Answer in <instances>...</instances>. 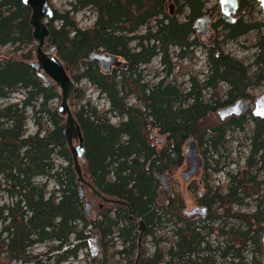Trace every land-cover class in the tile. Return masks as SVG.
<instances>
[{
    "label": "trees",
    "instance_id": "obj_1",
    "mask_svg": "<svg viewBox=\"0 0 264 264\" xmlns=\"http://www.w3.org/2000/svg\"><path fill=\"white\" fill-rule=\"evenodd\" d=\"M168 2L174 4L175 15L165 12ZM238 3L242 16L234 24L219 19L213 28L220 30V43L208 49L192 30L193 21L204 16V0H76L63 13L52 9L46 43L68 66L74 80L70 103L75 102L72 115L84 147L82 168L99 194L128 206L105 203L95 216L86 218L66 144L64 118L51 106L54 100L60 101V94L54 85L44 87L30 66L34 61L30 9L21 0H0V49L11 46L19 52L18 57L0 56V100L9 99L18 90L24 92L22 100L0 108V198L9 200L0 206V248L8 263L69 264L80 252L89 250V241L97 233L99 257L87 255L89 264H116L115 258L134 264L138 252L137 264H262L255 258L247 261L243 253L248 247L260 252L264 232V195H260L264 182L257 181L254 174L258 163H264V120L251 117L245 167L235 174L226 172L224 191L213 190L207 174L220 173L229 164L205 166L201 185L206 194L199 202L208 207L207 217L185 216L184 200L178 194L164 201L159 197L158 178L172 175L184 165L189 139H195L200 147L206 144L222 160L229 156L223 155L228 151V134L247 135V115L204 126L214 112L239 99H250L248 92L264 84V24L253 16L256 10L261 14L259 4L256 0ZM84 9L96 17L92 27L81 30L74 15ZM180 16L183 21L178 20ZM142 29L144 33L139 34ZM249 32L256 33L255 54L246 67L222 53L219 45L236 43ZM198 47L206 54L205 75L202 79L191 75L178 83L171 76L175 64L191 59ZM92 52L117 56L125 67L102 74L96 62L88 60ZM155 57L166 75L151 83L145 79L143 67ZM173 59L176 63L172 64ZM169 77L171 81L166 80ZM82 81L105 98L106 110H98L85 99L84 90L76 88ZM221 85H226L224 91ZM111 117L117 118V123H112ZM28 119L36 127L32 135L27 134ZM154 135L162 140H154ZM54 154L65 165H56ZM38 178L45 181L37 183ZM50 180L56 189L48 191ZM250 184L256 190L247 194L245 185ZM254 195L257 205L252 214L231 216L243 219L245 229H225L219 222L231 211L222 216L211 210L215 205L242 207L245 199ZM138 221L146 227L140 250ZM212 236L216 243L213 240L211 244ZM147 239L151 253L144 246ZM117 242L121 250H115ZM35 244L48 248L31 261L27 254Z\"/></svg>",
    "mask_w": 264,
    "mask_h": 264
},
{
    "label": "rangeland",
    "instance_id": "obj_2",
    "mask_svg": "<svg viewBox=\"0 0 264 264\" xmlns=\"http://www.w3.org/2000/svg\"><path fill=\"white\" fill-rule=\"evenodd\" d=\"M76 0H49V4L51 3V7L53 10H55L58 13H63L67 10H69V3H72ZM205 1V8H204V16H209L210 14H216L219 11V6H218V0H204ZM172 5V10L169 9V6ZM215 5L217 6L215 8ZM260 9V8H259ZM172 11V14L175 15V11L176 8L174 6V4L172 2H168L165 8V12L169 15L171 14L170 12ZM261 11V9H260ZM171 14V15H172ZM75 21L78 24V27L81 30L84 29H88L90 27H92L94 21H95V17L96 15L88 10V9H84L81 10L79 12H77L75 15ZM242 16V13L238 10V14L236 15V19H240V17ZM254 18L258 19V20H264V14L261 11V14H258L257 10L256 12L253 14ZM246 19V18H244ZM179 21H183L184 17L180 16L178 17ZM219 21V18H216L215 23ZM214 23V24H215ZM220 30H213V34L211 36V39L214 41V43L219 42L220 43V37H221V33L219 35H217V33H219ZM144 33V29L140 30L139 34H143ZM217 35V36H216ZM217 38H219V40H217ZM255 39H256V33L255 32H249L246 35L242 36L241 38L238 39V41L236 43H224V44H220V51L224 54L230 55L231 57L236 58L238 61H240L243 65H245L246 67H249L252 62H253V58H254V54H255V49H254V43H255ZM198 40V39H197ZM199 42V41H198ZM35 47L36 44L34 43V51H33V59L36 62V56H35ZM49 48V46H47V43L45 44V47L43 49V51H47ZM175 51L174 49H171V52ZM0 56L1 57H18L19 56V52H15L14 48L11 46H5L2 47L0 49ZM0 57V59H1ZM121 60V59H120ZM206 54L204 52V50L202 48H195L193 50L192 53V58L191 59H186L183 61V63H176L173 59V63L175 64V68L174 71L172 73L171 76H175L178 83H183L186 82L188 77H190L191 75H197L198 79H202L203 76L206 73V69H207V64H206ZM122 61V60H121ZM62 63V62H61ZM63 64V63H62ZM66 65V64H65ZM144 70V75H145V79L150 81L151 83H157L158 81H160L161 79H163L166 75L165 72V68L160 65V60L158 57L153 58V60L151 61L150 64L145 65L143 67ZM69 71V69H68ZM68 77H70V74L68 72ZM72 79V78H71ZM170 77L168 78V81H170ZM72 81H74L72 79ZM74 85V84H73ZM55 86V85H54ZM56 87V86H55ZM75 87V85H74ZM57 88V87H56ZM76 88L82 89L84 90V95H85V99L87 101H90L91 105L96 107L98 110H106L108 108V103L105 100V98H103V96L101 94H99V92L97 90H95L92 86H90L89 84H87L86 82L82 81L80 84H78L76 86ZM220 88V87H219ZM75 89V88H74ZM226 89V85H221V90L224 91ZM58 90V89H57ZM220 90V89H219ZM59 92V90H58ZM264 92V84L262 86H259L255 89H252L248 92L249 96L251 97V101L253 102V100L260 96L262 93ZM60 94V92H59ZM209 94V93H208ZM208 94H205V98H208ZM219 97H221V93H219ZM24 97V92L21 90H18L16 93L12 94L10 96L9 99L7 100H0V108L4 107L6 104L8 103H15L18 102L19 100H22ZM221 99H223L221 97ZM71 99L68 101L69 104V108L71 110V112H73L75 110L74 103H70ZM61 101H57L54 100L51 103V106L53 108H55L56 110H58V107L60 105ZM27 113L30 114V110L27 109ZM211 117V116H210ZM229 119V118H228ZM227 119V120H228ZM112 123H117V118L111 117L110 118ZM215 122H219L217 116H216V112H214L212 114V117L210 119V121H207L206 123H204V126L206 128L212 126ZM246 122L249 125V128H246V133L247 135L245 136L243 133H238V132H231L228 134L227 137V149L228 151L226 153H223L224 156H227L225 159L221 158H216L213 153L207 149L206 144H202L201 147L198 145V143L196 142L197 145V149H198V153L200 154V156L202 157V162H203V167L200 170V173L192 178L190 181H184L181 178V173L187 170V166L188 163L185 159V163L182 167H180L179 169H177L176 171L173 172L172 175L167 176L166 179V184H167V190H163V188H160V201H163L166 196L168 195H175L178 194L181 196V198L184 200V204H185V211L189 212L191 210H193L194 208L197 207H202L203 205H201V203L199 201L202 202V199L205 198V190L203 189L201 183L204 179L205 174V166H210L212 167H218L221 168V165H225V169H222V172L217 173V174H207L209 175V179H210V187L214 189H220V191H224L228 182H227V177H226V172H231L233 174H235L236 172H240L244 169L245 167V160L246 157L249 154V142L247 140L248 134H249V130H251L252 128V124H251V115L250 113H248L247 117H246ZM64 127H65V131L67 129V125L64 122ZM74 127H75V134L74 136L71 137V142L73 144V146H76L79 144V135H78V130L77 127L74 123ZM26 129H27V134L32 135L36 132V127L33 126L32 121L30 119H28L27 123H26ZM154 140H162V138H160L157 135H154ZM193 139V138H192ZM161 142V141H159ZM67 144V143H66ZM186 146V145H185ZM185 149V147H184ZM205 149H207V151L205 152V155H202V151H204ZM204 156V158H203ZM54 159V162L56 165H65V163L60 160V158H58L55 154L52 157ZM216 161L219 163L218 165H216ZM221 164V165H220ZM262 166V168H261ZM83 173H85L84 168H82ZM257 176V181H263L264 182V163H258L257 168L255 169V173ZM45 180L38 178L36 179L37 183H43ZM160 181V180H159ZM48 183V191H51L53 189H56L55 184L53 181H47ZM161 185V184H160ZM246 186V193L250 194L253 192V189L256 190L255 185L250 184V185H245ZM84 187V193H85V197L86 199H88L91 202V215L95 216L98 208L99 207H105L106 204L103 203L101 200H99V198H97L94 194H92V192L85 186ZM260 195H264V190L263 187L260 186ZM194 191V192H192ZM255 195L252 198H246L245 199V205L242 207H237V206H230L229 209L228 205L226 204L223 208H219L220 206L215 205L211 208V210L216 209L218 211L219 215L224 216V212H227L228 210H230L231 212L228 213V217H224L222 218V220H220L219 223L221 224H225V229H228L230 227H234V228H239V229H245L247 227L245 221L243 219L240 218H235L234 216L231 217L233 214H238V215H250L252 214L255 210H256V202H255ZM209 202V200H208ZM9 203V200L6 199L5 197L0 198V206L3 204H7ZM195 218V217H193ZM1 223H0V228H1ZM169 230V229H168ZM139 233V232H138ZM264 235V232L260 235L261 237ZM169 236H171V234L169 233ZM260 237V240H261ZM4 237H2L1 239H3ZM174 239V238H173ZM144 240L143 238H141L140 241ZM211 240V244H213V240L217 241V238L215 237H210ZM144 242V241H143ZM169 243V242H167ZM89 244H92V238L89 241ZM168 245V244H167ZM144 246L146 247L148 253H151L153 251V248H151V244L149 243V239H147L145 241ZM248 246V245H247ZM253 247V246H251ZM47 248L48 245L45 244H35L33 245L28 251V258L33 259L34 256H41L44 255L47 252ZM238 248V247H237ZM254 250L250 247L247 248V252L243 253L244 257H246L245 259L247 261L251 260L252 258H255L256 261H260L262 264H264V252H263V248L261 245V241L259 243V248H260V252H258L255 247H253ZM122 248L119 247V244H116V249L115 250H121ZM91 248H89L88 251H82L79 253L78 257L74 260L69 261V264H89V258L87 255H90L91 257H99V252H100V245H98V249L96 250L97 253L95 256L91 255ZM2 251H0V264H18V263H8V261H6L4 253L1 254ZM116 264H125L126 262L124 260H122L121 258H115ZM228 261V260H226ZM219 263V262H218ZM33 264V262L31 263Z\"/></svg>",
    "mask_w": 264,
    "mask_h": 264
},
{
    "label": "water",
    "instance_id": "obj_3",
    "mask_svg": "<svg viewBox=\"0 0 264 264\" xmlns=\"http://www.w3.org/2000/svg\"><path fill=\"white\" fill-rule=\"evenodd\" d=\"M259 4V8L264 14V0H256ZM23 6L30 9V18L28 25L31 29V37L36 44L35 53L38 58L37 63L30 64L31 68L35 70L37 78L42 82L44 87L55 85L60 92V105L57 112L64 118L65 124L68 126L66 132L67 147L73 156V169L76 173V184L78 186V196L83 202L84 214L86 218L91 217V202L86 199L84 195V187H87L93 194L97 195L99 200L108 204L122 205L128 207L126 203L106 198L92 187V185L86 182L88 178L82 171V165L84 164V147L81 139L79 144L73 146L71 137L74 136L73 127L74 119L72 112L69 108L68 101L72 96L73 84L71 78L68 77V66L62 64L55 55V49L49 47L47 51H43L46 41L50 36V31L47 27V23L53 17V10L49 4V0H21ZM219 15L225 23H232L235 20V16L238 13L239 5L238 0H218ZM172 5L169 9L172 10ZM172 14V11H171ZM214 19V15L211 14L208 17H200L193 21L192 30L194 31L198 39H207L211 33L210 24ZM264 24V20H263ZM90 61L97 63L98 68L102 74L111 73L114 68H124L125 63L120 60L119 57L113 55H107L104 53H92L89 56ZM256 120H264V92L256 97L252 103L249 100H238L230 106L223 107L216 112V116L220 122H224L228 118H238L248 115ZM80 138V133H78ZM185 154L188 160V170L181 174L184 181H189L194 176L198 175L203 162L198 153L196 142L194 139H189L185 146ZM163 190H167L166 179L167 175L164 174L159 178ZM129 209V208H128ZM207 214V208H195L192 211L186 212L187 216L198 215L201 219H204ZM129 219L132 221V215L129 210ZM136 225H139L141 230L144 231V224L142 221H138ZM100 237L95 234L92 240L90 248L93 253L98 249ZM261 245L264 252V235L261 238ZM140 249V245H138ZM139 252L135 259L137 264L139 260Z\"/></svg>",
    "mask_w": 264,
    "mask_h": 264
},
{
    "label": "bare ground",
    "instance_id": "obj_4",
    "mask_svg": "<svg viewBox=\"0 0 264 264\" xmlns=\"http://www.w3.org/2000/svg\"><path fill=\"white\" fill-rule=\"evenodd\" d=\"M238 5H239V3H238ZM239 10V9H238ZM171 13V12H170ZM211 15V14H210ZM213 15H214V18L216 17V14H214L213 13ZM202 17H206V16H202ZM208 17V16H207ZM214 20V19H213ZM212 23H213V21H212ZM211 23V24H212ZM210 24V25H211ZM92 53H97V52H92ZM92 53H90L89 54V56L92 54ZM99 53H101V52H99ZM105 54V53H104ZM107 55H109V54H107ZM35 56H36V62L35 61H33L32 63H37L38 62V58H37V55H36V53H35ZM89 56H88V60H89ZM114 56V55H113ZM90 61V60H89ZM31 63V64H32ZM97 64V63H96ZM100 70V69H99ZM171 79H170V81L172 80V77H170ZM166 80H168V78L166 79ZM73 88H74V85H73ZM72 94H73V92H72ZM239 100H245V99H239ZM238 101V100H237ZM236 102V101H235ZM232 105V104H231ZM228 106H230V105H228ZM72 127H73V133L75 132V127H74V124L72 125ZM68 131V126H67V129H66V131H65V137H66V132ZM72 141V140H71ZM82 141V140H81ZM197 146V145H196ZM200 155V154H199ZM73 157V156H72ZM184 157H185V159H186V161H187V163H188V160H187V156H186V154H185V149H184ZM201 157V156H200ZM201 159H202V157H201ZM167 175V174H166ZM163 176V175H162ZM161 176V177H162ZM160 178V177H159ZM158 178V179H159ZM160 180V179H159ZM86 182H88L89 183V181H88V178L86 179ZM162 187V186H161ZM99 194V193H98ZM84 195H85V193H84ZM95 195V194H94ZM101 195V194H100ZM96 197H98L97 195H95ZM103 196V195H102ZM105 197V196H104ZM114 200V199H113ZM82 201V200H81ZM103 203H105V202H103ZM108 204V203H107ZM195 209V208H194ZM192 211V210H191ZM188 217H192V216H188ZM193 217H198V218H200L198 215H194ZM140 222V221H139ZM136 225V224H135ZM136 227H137V231L139 232V236H138V241H137V246L138 245H140V249H141V247H142V241H140L141 240V238H143V235H144V233H145V231H146V227H145V225H144V231H142L141 230V228H140V226L139 225H136ZM95 234H97V233H95ZM95 234H93L92 235V240H93V237H94V235ZM98 235V234H97ZM99 236V235H98ZM171 237V236H170ZM117 244H119V247H121L122 248V246H121V244L119 243V242H117ZM123 245V244H122ZM90 248V247H89ZM140 249H138V250H140ZM91 255L92 256H95L96 255V253H97V251H95V253H93V251H92V249H91Z\"/></svg>",
    "mask_w": 264,
    "mask_h": 264
},
{
    "label": "flooded vegetation",
    "instance_id": "obj_5",
    "mask_svg": "<svg viewBox=\"0 0 264 264\" xmlns=\"http://www.w3.org/2000/svg\"><path fill=\"white\" fill-rule=\"evenodd\" d=\"M238 14V13H237ZM236 14V15H237ZM236 17V16H235ZM216 18H219V19H221L220 18V15H219V11L217 12V15H216V17L214 18V20H213V23L210 25V29H211V33H210V35H209V37L207 38V39H204V38H201V39H198V41H199V43L203 46V47H205V48H211V47H213V45H214V41L211 39V36H212V34H213V30H214V28H213V26H214V23H215V20H216ZM235 21H236V18H235V20H234V22H232V23H228V24H234L235 23ZM245 100H249L250 101V103H252V101L250 100V99H245ZM188 167L189 166H187V170H188ZM202 167H203V165H202ZM202 167H201V169H202ZM200 169V170H201ZM185 172V171H184ZM183 173V172H182ZM181 173V174H182ZM199 173H200V171H199ZM198 173V174H199ZM197 176V175H196ZM196 176H194V177H196ZM193 177V178H194ZM182 178V177H181ZM192 179V178H191ZM190 179V180H191ZM189 180V181H190ZM169 196V195H168ZM167 197V196H166ZM98 198V197H97ZM164 201V200H163ZM201 205H203L202 207H197V208H203V207H206L207 208V214H206V217L208 216V207L206 206V205H204V204H201ZM184 215L185 216H187L186 215V212L187 211H185V209H184ZM188 217V216H187ZM193 217V216H192ZM188 218H191V217H188ZM196 218H198V217H196ZM0 251H2L1 252V254H3V250L0 248Z\"/></svg>",
    "mask_w": 264,
    "mask_h": 264
}]
</instances>
